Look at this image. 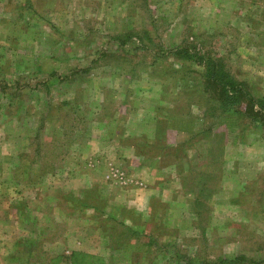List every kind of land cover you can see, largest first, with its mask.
<instances>
[{
    "label": "rangeland",
    "instance_id": "1",
    "mask_svg": "<svg viewBox=\"0 0 264 264\" xmlns=\"http://www.w3.org/2000/svg\"><path fill=\"white\" fill-rule=\"evenodd\" d=\"M199 55L264 102V0H0V264H264V127Z\"/></svg>",
    "mask_w": 264,
    "mask_h": 264
},
{
    "label": "trees",
    "instance_id": "2",
    "mask_svg": "<svg viewBox=\"0 0 264 264\" xmlns=\"http://www.w3.org/2000/svg\"><path fill=\"white\" fill-rule=\"evenodd\" d=\"M197 62L199 64L202 63L205 81L215 86L220 107L223 108L224 111L234 112L239 109L241 104L245 103L246 111H249L247 114L254 115L252 118L258 119L257 121L264 127V102L262 100H256L249 95L244 83L231 74L221 58L211 56L204 58L199 55L197 57ZM256 104L260 105V109L254 110V105ZM124 228H126L125 233H123L125 238L136 239L139 237L140 234L135 229L129 227ZM76 254V252L72 253L73 256ZM239 261H241V257H234L233 259L227 260L218 257V259L212 261L211 264H220L221 262L231 264ZM185 264H192V261L186 260Z\"/></svg>",
    "mask_w": 264,
    "mask_h": 264
}]
</instances>
